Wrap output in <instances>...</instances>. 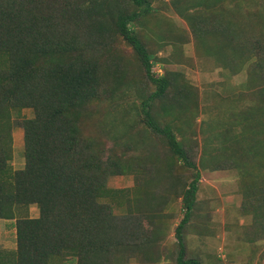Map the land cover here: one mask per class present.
<instances>
[{
    "label": "trees",
    "instance_id": "obj_1",
    "mask_svg": "<svg viewBox=\"0 0 264 264\" xmlns=\"http://www.w3.org/2000/svg\"><path fill=\"white\" fill-rule=\"evenodd\" d=\"M152 11L151 0H0V219L15 220L16 238L14 249L0 248V264H202L187 257L184 240L201 173L193 145L178 138L197 94L182 78L153 72V54L137 27ZM195 34L207 49L220 31ZM244 40L232 50L238 67L251 55L264 65V23ZM120 41L154 87L137 88L129 124L110 118L113 109L128 111L118 98L130 82L119 64ZM258 93L253 108L235 113L229 132L214 136L240 180L246 178L242 189L264 237V86ZM25 108L31 117L22 115ZM13 117L23 128L18 169L11 166ZM137 122L169 151L130 155L124 137L133 135L137 148L143 138ZM254 160L258 174L248 165ZM131 173L132 190L107 185ZM171 201H180L183 214L169 248ZM32 204L36 217L28 215Z\"/></svg>",
    "mask_w": 264,
    "mask_h": 264
},
{
    "label": "rangeland",
    "instance_id": "obj_2",
    "mask_svg": "<svg viewBox=\"0 0 264 264\" xmlns=\"http://www.w3.org/2000/svg\"><path fill=\"white\" fill-rule=\"evenodd\" d=\"M151 6L153 11L139 21L137 27L146 48L153 54V72L158 76L166 71L170 77L182 78L197 94L196 108L188 111L190 121L184 124L182 135H178L185 147L193 145L194 160L201 173L196 202L184 230L187 257H195L202 264H264V237L257 232L254 211L247 205L242 189L246 178L242 175L240 180L228 153L219 151L222 144L214 136L219 131L229 132L227 128L234 121L235 113L243 115L259 101L257 94L264 86V65H256V58L251 55L239 68L232 50L237 43L245 41L246 36L259 33L264 23V0H151ZM216 28L220 31L216 45L205 49V40L196 37L195 30L203 37V29L216 31ZM119 46L122 53L119 64L125 68L131 83L125 95L120 94L118 98L119 104L128 111L123 109L125 115H121L119 110L113 109L110 118L121 117L129 124L136 118L133 101L139 100L137 88L148 93L154 87L146 79L131 48L123 41ZM22 115L31 117L32 110L25 108ZM13 124L11 166L18 169L24 164L23 128L17 125L15 117ZM119 128H124V124ZM135 128L143 138H138L137 148H134V136L127 133L124 144L130 145V155L169 151L165 140L148 134L143 124L137 122ZM248 165L252 173H259L255 170V160ZM177 169L190 175L183 165ZM134 177L132 173L114 175L107 185L132 190ZM251 181H261V178ZM115 212L120 213V210L115 208ZM165 212L170 214L164 243L172 248L173 229L183 214L180 201H171ZM28 215H38L36 205L29 206ZM14 221L0 219V248L16 247ZM161 264L174 263L163 260Z\"/></svg>",
    "mask_w": 264,
    "mask_h": 264
}]
</instances>
